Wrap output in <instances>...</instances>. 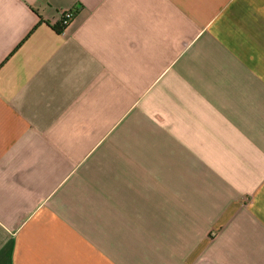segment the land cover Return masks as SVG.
Returning a JSON list of instances; mask_svg holds the SVG:
<instances>
[{"label":"crops","instance_id":"0c3cea01","mask_svg":"<svg viewBox=\"0 0 264 264\" xmlns=\"http://www.w3.org/2000/svg\"><path fill=\"white\" fill-rule=\"evenodd\" d=\"M0 264H264V0H0Z\"/></svg>","mask_w":264,"mask_h":264},{"label":"built area","instance_id":"2783aa9c","mask_svg":"<svg viewBox=\"0 0 264 264\" xmlns=\"http://www.w3.org/2000/svg\"><path fill=\"white\" fill-rule=\"evenodd\" d=\"M74 14H75L74 8H71V9L64 11L62 16H61L62 25L67 26L68 23L70 22V20L72 19V17L74 16Z\"/></svg>","mask_w":264,"mask_h":264},{"label":"trees","instance_id":"16d2710c","mask_svg":"<svg viewBox=\"0 0 264 264\" xmlns=\"http://www.w3.org/2000/svg\"><path fill=\"white\" fill-rule=\"evenodd\" d=\"M53 27L58 31V32H62L66 26L62 25L61 22L54 24Z\"/></svg>","mask_w":264,"mask_h":264}]
</instances>
